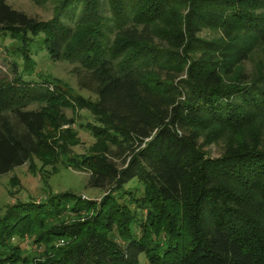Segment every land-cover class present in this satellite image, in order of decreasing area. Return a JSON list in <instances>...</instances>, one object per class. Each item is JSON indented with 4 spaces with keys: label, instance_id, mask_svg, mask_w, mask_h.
Returning a JSON list of instances; mask_svg holds the SVG:
<instances>
[{
    "label": "trees",
    "instance_id": "trees-1",
    "mask_svg": "<svg viewBox=\"0 0 264 264\" xmlns=\"http://www.w3.org/2000/svg\"><path fill=\"white\" fill-rule=\"evenodd\" d=\"M28 1L50 2L51 17L0 0V37L23 63L0 79V176L37 158L86 172L102 196L9 206L0 264H264V0ZM37 40L51 61L74 64L94 102L29 79ZM65 109L96 122L84 156L71 157ZM132 181L138 199L124 189ZM81 210L93 214L73 219ZM23 237L41 251L10 243Z\"/></svg>",
    "mask_w": 264,
    "mask_h": 264
},
{
    "label": "rangeland",
    "instance_id": "rangeland-1",
    "mask_svg": "<svg viewBox=\"0 0 264 264\" xmlns=\"http://www.w3.org/2000/svg\"><path fill=\"white\" fill-rule=\"evenodd\" d=\"M11 8L19 10L37 20L45 21L51 17V4L48 1L35 4L28 0H4ZM19 45L7 37H0V79L10 80L12 78L10 63L15 62L19 70H22V59L17 54ZM39 48V50H38ZM32 59L34 61L33 74L29 79L41 81L48 77L49 81L58 86L62 90L69 92L71 96H78L82 99L94 102L96 96L85 91L79 90L76 84V78L70 73L74 64L58 61H51L46 52L40 49L39 40L30 44ZM25 77V75H24ZM27 80V79H25ZM67 118H73L74 123L71 130L75 133L77 144L71 146V157H81L88 153L90 147L94 143V138L89 133L87 125H96L94 118L87 111L72 112L69 109L63 110ZM220 143H223L221 141ZM210 145L207 149L209 157L217 158L220 154L222 144ZM87 173L84 171L65 168L56 165L53 169L50 166H43L37 158H32L29 163L21 167L14 168L10 173L0 176V217L5 210L17 203H42L48 196L71 193L80 197L83 202H93L98 204L101 192L97 189L86 187ZM125 191H130L135 198H140L142 188L139 183L132 181L124 186ZM130 196L126 195L120 198L119 203L128 205L130 211H134V203H129ZM136 210V209H135ZM134 216L137 223L143 219V212L136 210ZM93 210L89 212L81 210L73 219L84 220L92 216ZM133 223H135L133 221ZM136 226V224H135ZM137 231V230H136ZM138 231L136 232V234ZM20 240V239H19ZM11 238V244L21 245L24 255L30 257L33 253H39L41 248L29 243L27 237H23L20 241ZM64 239H59L56 246H63ZM141 260V257L139 258ZM140 264H145L140 261Z\"/></svg>",
    "mask_w": 264,
    "mask_h": 264
}]
</instances>
